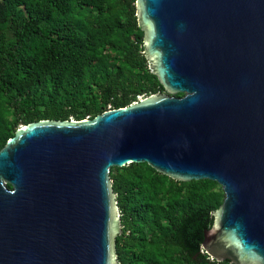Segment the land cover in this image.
Segmentation results:
<instances>
[{
    "label": "water",
    "instance_id": "water-1",
    "mask_svg": "<svg viewBox=\"0 0 264 264\" xmlns=\"http://www.w3.org/2000/svg\"><path fill=\"white\" fill-rule=\"evenodd\" d=\"M136 8L166 93L17 130L0 150V264H120L111 169L133 163L175 181L217 182L225 199L204 251L264 264V0Z\"/></svg>",
    "mask_w": 264,
    "mask_h": 264
},
{
    "label": "trees",
    "instance_id": "trees-1",
    "mask_svg": "<svg viewBox=\"0 0 264 264\" xmlns=\"http://www.w3.org/2000/svg\"><path fill=\"white\" fill-rule=\"evenodd\" d=\"M136 2L0 0V150L23 125L93 119L166 93L144 54ZM111 179L120 264H232L203 249L225 199L217 182L175 181L146 163L112 168Z\"/></svg>",
    "mask_w": 264,
    "mask_h": 264
},
{
    "label": "rangeland",
    "instance_id": "rangeland-1",
    "mask_svg": "<svg viewBox=\"0 0 264 264\" xmlns=\"http://www.w3.org/2000/svg\"><path fill=\"white\" fill-rule=\"evenodd\" d=\"M141 99H144V98L141 97L140 100H141Z\"/></svg>",
    "mask_w": 264,
    "mask_h": 264
}]
</instances>
